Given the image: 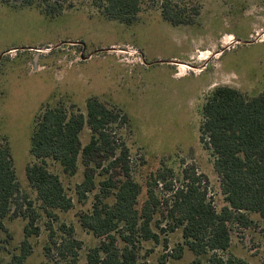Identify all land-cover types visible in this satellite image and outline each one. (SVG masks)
<instances>
[{"label":"rangeland","instance_id":"1","mask_svg":"<svg viewBox=\"0 0 264 264\" xmlns=\"http://www.w3.org/2000/svg\"><path fill=\"white\" fill-rule=\"evenodd\" d=\"M2 1L16 6L14 0ZM89 2L70 0L84 8L55 18L0 5V133L7 137L21 194L37 207L25 178V168L33 162L29 148L34 116L44 104L57 102L72 103L84 114L86 99L97 96L127 117V123L112 129L115 144L128 150L129 176L142 190L140 203L147 186L159 200L168 198L165 184L179 188L182 171L189 168L202 178L201 187L219 211L224 202L213 157L199 141L202 105L206 93L216 86L236 89L248 97L264 88V0H169L193 20L192 25L178 27L161 18L162 0L144 2L130 26L90 15ZM80 138L85 145L87 128ZM48 168L59 176L74 206L58 213L57 219L40 215L36 222L40 232L30 239L32 254L25 264H73L70 259L49 261L43 255L47 224L59 240L62 223L82 242L74 264H86L87 250L98 241L81 229L77 217L90 211L97 190L79 205L75 186L82 182V167L73 177L50 162ZM120 172H111L116 181L121 179ZM160 174L166 180L153 182ZM250 217L256 223L232 233L228 254L246 264H260L264 222L256 215ZM4 223L11 240L3 245L0 264H6L22 240L25 221L12 218ZM167 228L156 213L152 229L159 244L141 243L139 260L192 264L194 257L186 248L180 259L173 258L182 244L181 233Z\"/></svg>","mask_w":264,"mask_h":264},{"label":"trees","instance_id":"2","mask_svg":"<svg viewBox=\"0 0 264 264\" xmlns=\"http://www.w3.org/2000/svg\"><path fill=\"white\" fill-rule=\"evenodd\" d=\"M146 1L155 0H90L88 8L90 15L130 26L137 21ZM14 2L16 6H9L8 1L0 5L34 10L48 18L84 8L74 6L70 0ZM171 5L169 0H162L160 15L166 23L172 27L192 25V18H185L183 9ZM204 100L199 141L213 157L212 167L224 202L219 211L201 187L202 178L189 168L182 171L179 188L165 184L168 198L159 200L147 186L140 203L142 190L129 176L128 150L123 144H115L112 129L127 123V117L97 97L86 99L84 114L72 103L57 102L44 104L34 116L29 148L33 162L26 166L25 178L35 194L36 208L20 192L7 137L0 133V253L11 240L4 221H25L23 238L8 255L6 264H25L31 256L30 239L39 235L36 222L40 215L57 219L58 213H66L74 206L59 176L49 170L48 162L67 177L75 176L79 165L82 167V182L75 186L79 205L97 190L90 211L77 217L81 229L98 241L87 250L86 264H145L139 260L140 244H159L152 229L156 213L170 232L180 230L182 244L174 250V259H180L186 248L194 257L192 264H246L228 252L232 233L248 230L256 223L251 215L264 222V88L248 97L236 89L216 86ZM85 128L89 139L82 145L80 137ZM117 169L121 170L119 181L111 174ZM96 177L100 179L96 181ZM165 180V175L160 174L153 182ZM108 199L111 200L107 202ZM46 231L45 259H70L76 263L82 242L73 236V229L60 224L59 240H55L49 224ZM262 245L264 248V234ZM159 264H164L163 260ZM260 264H264V258Z\"/></svg>","mask_w":264,"mask_h":264},{"label":"crops","instance_id":"3","mask_svg":"<svg viewBox=\"0 0 264 264\" xmlns=\"http://www.w3.org/2000/svg\"><path fill=\"white\" fill-rule=\"evenodd\" d=\"M94 97H97V96H94ZM98 98V97H97Z\"/></svg>","mask_w":264,"mask_h":264},{"label":"water","instance_id":"4","mask_svg":"<svg viewBox=\"0 0 264 264\" xmlns=\"http://www.w3.org/2000/svg\"><path fill=\"white\" fill-rule=\"evenodd\" d=\"M236 43H238V42H236Z\"/></svg>","mask_w":264,"mask_h":264}]
</instances>
